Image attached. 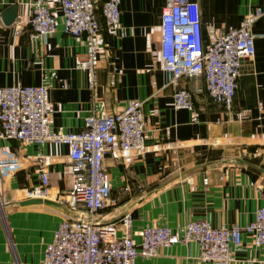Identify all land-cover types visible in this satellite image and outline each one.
<instances>
[{
  "label": "crops",
  "instance_id": "crops-1",
  "mask_svg": "<svg viewBox=\"0 0 264 264\" xmlns=\"http://www.w3.org/2000/svg\"><path fill=\"white\" fill-rule=\"evenodd\" d=\"M56 15L55 29L36 34L26 24L30 0H0V13L16 3L15 19L0 18V87L39 84L47 87L51 130L75 131L86 115H103L122 108L130 98L142 101L145 149L103 156L110 199L100 210L101 221L130 216L129 235L139 239L144 225L165 224L179 230L187 220L205 217L211 224L242 225L256 206L264 204V14L255 19L253 54L242 57L230 109L208 96L196 63L191 75L177 85L192 96L191 109L174 107V85L160 68L159 24L164 0H118L119 23L101 29L96 50L93 92L86 85L75 57L83 51V35L62 29L55 0H46ZM204 43L230 26L245 11L264 0H197ZM18 158L16 170L2 175L0 206V264H35L61 218H71L65 204L53 198L24 202L25 188L38 183L34 153H42L49 188L67 190L68 147L0 138V155ZM202 177L206 181L202 182ZM139 196H142L138 199ZM36 197V196H35ZM120 233V229H117ZM226 264H261L264 247H253L247 235ZM194 241L161 245L155 255L138 257L140 264H217L197 257Z\"/></svg>",
  "mask_w": 264,
  "mask_h": 264
},
{
  "label": "built area",
  "instance_id": "built-area-1",
  "mask_svg": "<svg viewBox=\"0 0 264 264\" xmlns=\"http://www.w3.org/2000/svg\"><path fill=\"white\" fill-rule=\"evenodd\" d=\"M65 33L83 35V51L75 57L86 85L93 92L97 64L98 35L101 29H114L119 23L118 0H55ZM264 14L255 6L242 15L237 26H230L204 43L197 0H164L159 24L160 68L174 85L172 105L191 109V93L178 86V77L191 75L196 63L202 66L204 89L223 109H230L242 57L253 54L251 26ZM46 0H30L26 20L32 32L42 35L55 29L56 18ZM17 30L21 19L13 21ZM142 101L130 98L125 105L103 115L90 113L75 131L51 130L47 87L11 83L0 87V138L42 145L45 141L65 143L68 162L65 172L70 184L64 192L49 188V172L42 153H34L38 183L23 191L26 197L53 198L76 212L61 218L45 242L35 264H140L138 257L155 255L161 245L194 241L202 261L226 264L247 235L253 247H264V204L256 206L244 224H211L205 217L187 220L175 231L165 224L144 225L136 241L129 235L130 216L122 213L115 220L101 221L100 210L110 199L103 156L123 155L145 149ZM18 158L0 155V204L3 202L2 175L16 170ZM202 182L206 177H202ZM120 229V233H117ZM258 261L264 264V255Z\"/></svg>",
  "mask_w": 264,
  "mask_h": 264
},
{
  "label": "water",
  "instance_id": "water-1",
  "mask_svg": "<svg viewBox=\"0 0 264 264\" xmlns=\"http://www.w3.org/2000/svg\"><path fill=\"white\" fill-rule=\"evenodd\" d=\"M16 3H11L8 6H6L0 13V18L3 23L5 24H10L16 15ZM142 196H139L141 198ZM39 198L37 197H29L24 199V202H32V201H37Z\"/></svg>",
  "mask_w": 264,
  "mask_h": 264
},
{
  "label": "rangeland",
  "instance_id": "rangeland-1",
  "mask_svg": "<svg viewBox=\"0 0 264 264\" xmlns=\"http://www.w3.org/2000/svg\"><path fill=\"white\" fill-rule=\"evenodd\" d=\"M24 195V194H23ZM26 197V196H25ZM0 206H1V204H0Z\"/></svg>",
  "mask_w": 264,
  "mask_h": 264
}]
</instances>
